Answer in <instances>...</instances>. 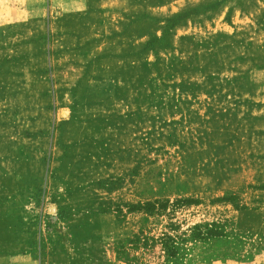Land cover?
<instances>
[{"label":"rangeland","instance_id":"374dc122","mask_svg":"<svg viewBox=\"0 0 264 264\" xmlns=\"http://www.w3.org/2000/svg\"><path fill=\"white\" fill-rule=\"evenodd\" d=\"M0 264H264V0H0Z\"/></svg>","mask_w":264,"mask_h":264},{"label":"trees","instance_id":"16d2710c","mask_svg":"<svg viewBox=\"0 0 264 264\" xmlns=\"http://www.w3.org/2000/svg\"><path fill=\"white\" fill-rule=\"evenodd\" d=\"M151 203H149V205H150ZM155 207V206H154Z\"/></svg>","mask_w":264,"mask_h":264}]
</instances>
